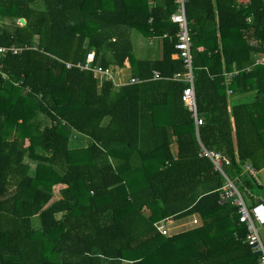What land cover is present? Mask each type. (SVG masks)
I'll return each mask as SVG.
<instances>
[{
    "label": "trees",
    "instance_id": "16d2710c",
    "mask_svg": "<svg viewBox=\"0 0 264 264\" xmlns=\"http://www.w3.org/2000/svg\"><path fill=\"white\" fill-rule=\"evenodd\" d=\"M174 10L172 0H0V46L38 47L0 54V264H257L237 207L219 197L221 175L199 156L186 83L166 79L184 70L172 58ZM185 10L200 141L263 201L264 184L241 171L264 168V64L253 57L264 58V0H187ZM133 29L166 33L162 57L137 59ZM91 50L105 68L129 59L143 81L98 86L65 66ZM233 66V93L255 95L229 110ZM194 213L202 225L170 238L155 226Z\"/></svg>",
    "mask_w": 264,
    "mask_h": 264
},
{
    "label": "built area",
    "instance_id": "2783aa9c",
    "mask_svg": "<svg viewBox=\"0 0 264 264\" xmlns=\"http://www.w3.org/2000/svg\"><path fill=\"white\" fill-rule=\"evenodd\" d=\"M152 3V0H148ZM175 5V10L170 15V21L177 25L178 30L175 34V49L173 54L175 58L181 59L184 64V70L174 73L171 77L166 79L183 81L186 83V87L182 92V102L186 110L189 112L193 119L196 137L198 136V128L204 123L203 118L199 115L197 108V100L194 88V73H193V56L191 50V37L189 33L188 20L186 17V1L187 0H172ZM164 36H167L165 34ZM33 49L37 50L38 47L23 45L17 47L15 45L0 46V54H18L24 50ZM66 67H77L80 70L91 71L99 81L100 78L106 80H113V76L109 68L102 67L99 63H95V53L93 50L89 51L84 62H78L76 64L64 62ZM254 64H264V58H256ZM248 69V68H247ZM239 70L233 69L229 73H224L225 78L229 81L230 77L237 74ZM152 79H160L161 76L158 71L152 72ZM143 79L138 77H131L128 80L129 84L141 83ZM201 150L199 156L208 158L213 166V169L219 173L222 177V185L220 186L219 195L222 201H230L232 205L237 207L238 220L244 224L246 228L245 242L251 247L253 252L259 254L257 264H264V243L260 235V228L264 227V203L261 199L252 193L246 191L248 195H253L252 198H256L254 203L247 202L245 194L239 189L240 179L238 177L231 178L226 172L225 167L231 163V159L223 152L214 149H207L200 142ZM256 170L248 163L243 165L241 175L248 173L252 177L255 176ZM175 221L172 217H165L157 222L155 226L160 233L166 237H172L178 231H174L171 227L172 222ZM194 222L197 223L196 220ZM195 225V224H194Z\"/></svg>",
    "mask_w": 264,
    "mask_h": 264
},
{
    "label": "crops",
    "instance_id": "0c3cea01",
    "mask_svg": "<svg viewBox=\"0 0 264 264\" xmlns=\"http://www.w3.org/2000/svg\"><path fill=\"white\" fill-rule=\"evenodd\" d=\"M147 2L149 3L148 0H147ZM152 3H153V0H152ZM152 3H149V4L152 5ZM165 34H163L161 36H158V37L149 36L148 37V40L146 39L147 42L145 43V45H142V40H140L139 42H135V39L138 37L137 36L134 40H131L132 41V45H133V55L137 59H144V60H155V59L161 58L162 57V52H163V45L165 43L164 42V38H166L168 36V35L167 36H164ZM134 43L136 45H134ZM173 54H172V58H175ZM106 56L107 57H110V54H107ZM95 63H98V62H95ZM108 68L111 71L112 76H113V80L111 82L113 84V88L114 89H119L121 86H123L125 84H129L128 83V80L131 77H135V76L132 75L131 63H130V60L129 59H125L124 63L122 65H120V66H113V65H111ZM234 68L236 69V67L233 66L231 70H226L224 73H229V72L233 71ZM246 70H249V68L246 69ZM232 77H233V75L230 77L229 81L226 79L227 77L225 78V85L227 86L225 92H226V95H227V98H228V109L229 110H230V106L232 104H235L237 102H247L248 103V102H250V101H252L254 99V95H255L254 94L255 91H246V92H243V93L240 92V93L234 94L233 91H232V88L230 87V83H231L230 81H231V78ZM105 81H110V80H106L104 78H100L99 81L97 80L98 86H101ZM195 132H196V129H195ZM196 135H197V133H196ZM196 138H197V142H198V145H199V152H200V150H201L200 142L201 141H200V138H199V134H198V136ZM173 148H174V146H173ZM244 164H246V163H244ZM248 164H250V163H248ZM243 165H242V169H243ZM245 195H246L245 197L247 199V202L252 203L251 202V198H252L253 195H248L247 193H245ZM219 197H220V195H219ZM220 199H221V197H220ZM190 216H192V217H198L197 223L195 225H187V226L183 227L179 232L189 231L191 229L200 227L202 225V219H201V217H200V215L198 213H194V214H192ZM190 216H187V217H190ZM192 217L188 218V221L189 222H190V220H191ZM259 230L262 231V232H264V227L260 228ZM246 234H247V232H246ZM245 237H246V235H245ZM212 240H213L214 244H219L220 243L219 237H214ZM262 240H263V238H262ZM244 242H245V238H244ZM263 243H264V240H263Z\"/></svg>",
    "mask_w": 264,
    "mask_h": 264
},
{
    "label": "rangeland",
    "instance_id": "374dc122",
    "mask_svg": "<svg viewBox=\"0 0 264 264\" xmlns=\"http://www.w3.org/2000/svg\"><path fill=\"white\" fill-rule=\"evenodd\" d=\"M130 37H131V40H134L137 37L135 39V42H139L140 40H142V45H145V43L147 42L146 39L148 40L149 36L143 35L142 33L140 34L137 30L133 29L132 32H131ZM134 45H136V44L134 43ZM253 57H254V62H255V60H256V58L258 56H257V54H254ZM45 122L47 123V121H45ZM172 148H173V146H172ZM173 151H175V148H173ZM28 161H29V170H30V172L34 173L35 161H33L31 159H28ZM254 178L259 184H264V168H262L261 170L257 171L255 176H254ZM59 187H61V186L60 185H55L53 187L55 196H59V192H58ZM263 203H264V200H263ZM190 217H192V216H190ZM190 217H185V218H182L180 220L173 221L172 224H171L172 229L174 231H180L183 227H185L187 225L196 224V222H194V220L197 221L198 217H192L190 222H189L188 218H190ZM260 234H261V236H262V238L264 240V232L260 231Z\"/></svg>",
    "mask_w": 264,
    "mask_h": 264
},
{
    "label": "water",
    "instance_id": "95a60500",
    "mask_svg": "<svg viewBox=\"0 0 264 264\" xmlns=\"http://www.w3.org/2000/svg\"><path fill=\"white\" fill-rule=\"evenodd\" d=\"M20 22H21V23H24V19H23V18H20Z\"/></svg>",
    "mask_w": 264,
    "mask_h": 264
}]
</instances>
